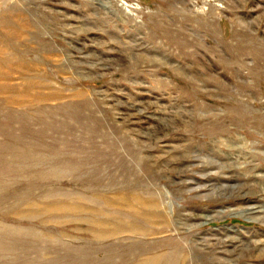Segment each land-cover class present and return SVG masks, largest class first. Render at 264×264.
Returning a JSON list of instances; mask_svg holds the SVG:
<instances>
[{"label": "rangeland", "instance_id": "374dc122", "mask_svg": "<svg viewBox=\"0 0 264 264\" xmlns=\"http://www.w3.org/2000/svg\"><path fill=\"white\" fill-rule=\"evenodd\" d=\"M0 63V264H264V0H0Z\"/></svg>", "mask_w": 264, "mask_h": 264}, {"label": "bare ground", "instance_id": "6f19581e", "mask_svg": "<svg viewBox=\"0 0 264 264\" xmlns=\"http://www.w3.org/2000/svg\"><path fill=\"white\" fill-rule=\"evenodd\" d=\"M2 67H3V65L0 63V78L3 77L2 76L3 75L2 74ZM3 69H4V67H3ZM3 71H5V69ZM5 82H7V81H5ZM27 86H28V90L27 91H20L19 93H17V95L14 94V96H9L8 98H10V99L8 101L9 102L13 101L15 103H18V104L20 103L21 104L27 98L32 97V96H33V98L38 99L39 96H40L39 93H37V92L33 93L32 91L36 90L38 87L41 88V85L39 83H36V82H32V83L29 82ZM9 95H10V93H9ZM134 201H136L135 203H137L140 206V208L142 209V211H138V212L134 211V213L131 211V214H132V216L134 217V219H135V221L137 223V224H134V226H135L134 230H133L134 232H140V228L139 227L141 226V224H139V223H142L144 225H149V224H153L156 220L163 218L161 213L158 212V203L152 202V203L149 204L148 202L143 201L139 197H135ZM69 208H71L72 210L76 209V207H74V206H71ZM57 210H59V209H57ZM49 211H51V210H49ZM178 261H179L178 260V256L176 254L171 256V255H169L167 253L161 252V253H158V254H154V255L148 256L147 258H145L143 264H178L177 263Z\"/></svg>", "mask_w": 264, "mask_h": 264}, {"label": "built area", "instance_id": "2783aa9c", "mask_svg": "<svg viewBox=\"0 0 264 264\" xmlns=\"http://www.w3.org/2000/svg\"><path fill=\"white\" fill-rule=\"evenodd\" d=\"M131 8H132V9H137V8H135V7H133V6H131Z\"/></svg>", "mask_w": 264, "mask_h": 264}]
</instances>
